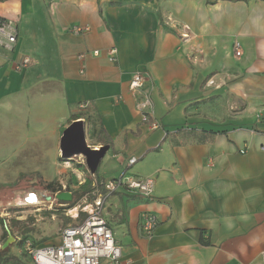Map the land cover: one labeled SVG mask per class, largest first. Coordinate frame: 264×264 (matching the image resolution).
<instances>
[{"label":"crops","instance_id":"1","mask_svg":"<svg viewBox=\"0 0 264 264\" xmlns=\"http://www.w3.org/2000/svg\"><path fill=\"white\" fill-rule=\"evenodd\" d=\"M0 20L17 34L0 48V112L63 119L84 104L108 140L103 181L134 166L128 177L153 180L150 198L121 189L105 202L124 264H263L264 0H0ZM137 72L155 130L129 90ZM143 214L158 222L149 237Z\"/></svg>","mask_w":264,"mask_h":264},{"label":"rangeland","instance_id":"2","mask_svg":"<svg viewBox=\"0 0 264 264\" xmlns=\"http://www.w3.org/2000/svg\"><path fill=\"white\" fill-rule=\"evenodd\" d=\"M26 108L31 113L27 109L21 116L24 118H12L14 111L0 112V264H32L23 251L24 241L37 246L57 244L60 232L75 223L73 210L78 208V218L82 219L80 209L92 204L93 189L87 178L93 177L101 185L106 176L100 174L111 162L108 153L94 177L80 156L60 161L61 134L76 118L84 121L87 145L99 146L86 105L77 106L76 113L63 119L39 118L33 108ZM134 168L126 176H132ZM48 183L54 184L55 192L46 186ZM60 192L73 193L71 207L55 201ZM30 193L38 198L33 206L23 203Z\"/></svg>","mask_w":264,"mask_h":264},{"label":"built area","instance_id":"3","mask_svg":"<svg viewBox=\"0 0 264 264\" xmlns=\"http://www.w3.org/2000/svg\"><path fill=\"white\" fill-rule=\"evenodd\" d=\"M87 27L75 26L71 32L78 35L87 31ZM185 36V35H184ZM17 34L12 22L0 20V48L8 52L13 51ZM235 55H240V45L234 43ZM98 56V51L91 52ZM85 53L80 58H84ZM109 62L116 61V50L107 51ZM31 64V59L22 57L14 64L16 72H22ZM148 76L145 73H134L129 82V90L136 97V110L140 115L141 122L147 124L151 130H155L158 124L153 121V101L151 89L146 87ZM84 107V106H83ZM258 121H264V106H261L256 114ZM264 150V149H262ZM245 154L243 149L239 150ZM136 158L127 161V169L136 163ZM154 183L152 179L135 180L124 174L117 178L103 181L100 185L101 192L97 194L92 204L82 207L84 213L82 219L78 218L77 209L72 219L74 225L67 226L60 232L57 244L37 246L29 240L23 242V251L31 259L32 264H124L121 249L117 245L112 230L103 217V209L106 200L121 189H126L143 198H150ZM72 211L68 210V213ZM157 219L151 214H143L141 217V230L149 237L157 227ZM264 264V252L262 254Z\"/></svg>","mask_w":264,"mask_h":264},{"label":"water","instance_id":"4","mask_svg":"<svg viewBox=\"0 0 264 264\" xmlns=\"http://www.w3.org/2000/svg\"><path fill=\"white\" fill-rule=\"evenodd\" d=\"M108 149V146L95 149L87 145L83 120L71 122L62 132L59 141L60 158L70 160L73 157H82L87 171L92 176L95 175ZM54 198L55 201L62 203H69L72 199L71 194L66 192H60ZM25 200L30 203L36 202L35 195H28Z\"/></svg>","mask_w":264,"mask_h":264},{"label":"trees","instance_id":"5","mask_svg":"<svg viewBox=\"0 0 264 264\" xmlns=\"http://www.w3.org/2000/svg\"><path fill=\"white\" fill-rule=\"evenodd\" d=\"M92 125H93V129H94V135L96 137V142L101 143L102 146H106L108 140L106 141L105 138H103L102 135H101L102 132H103L102 126L96 120H94V122L92 121ZM96 125H97L98 129H95L96 128ZM60 161H62L61 158H60ZM46 186L49 189H52L55 192V187H54V184L53 183H48V184H46ZM71 197H72V199H71V201L69 203H62V202H60L59 204H67L69 207H71L73 205V203H74V201H73V193L71 194Z\"/></svg>","mask_w":264,"mask_h":264},{"label":"bare ground","instance_id":"6","mask_svg":"<svg viewBox=\"0 0 264 264\" xmlns=\"http://www.w3.org/2000/svg\"><path fill=\"white\" fill-rule=\"evenodd\" d=\"M26 196H27V195H26ZM26 196H25V197H26ZM25 197H24V199H23V203H24L25 205L33 206V205H35V204L38 203V198H37V196H35L36 202H34V203H30V202L26 201V200H25ZM30 201H31V200H30Z\"/></svg>","mask_w":264,"mask_h":264}]
</instances>
